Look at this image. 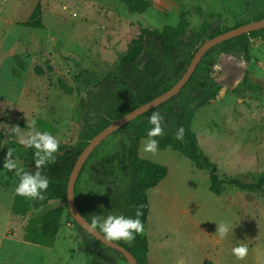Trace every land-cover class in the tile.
Wrapping results in <instances>:
<instances>
[{"label": "rangeland", "instance_id": "obj_1", "mask_svg": "<svg viewBox=\"0 0 264 264\" xmlns=\"http://www.w3.org/2000/svg\"><path fill=\"white\" fill-rule=\"evenodd\" d=\"M146 1L144 13L129 14L119 0H0V97L14 105L4 125V144L19 143V135L35 121L37 130L50 132L60 143L81 146V133L94 126L90 117L119 89L120 59L143 32L171 27L180 39H189L203 22L212 30L232 29L264 10V0ZM37 5L43 30L23 25ZM248 50L247 61L240 55L219 56L208 78L221 90L208 104L193 105L190 128L220 180L250 184L264 173V41L250 38ZM60 82L72 94H65ZM114 133L92 153L76 189L78 203L101 218L118 215L109 201L103 202L107 191L124 194L128 187L116 160L105 174L98 167L102 159L123 153L126 137ZM146 140L139 143V157L167 168L166 177L147 191V264H264V195L226 185L217 196L209 190L210 170L197 169L170 148L146 153ZM13 158L22 168L23 161ZM4 160L0 158V264H88L91 255L64 200L24 217L11 214L18 176L3 168ZM54 209H60V219L53 242L41 246L27 241L28 221ZM221 222L233 229L224 239L216 232ZM241 242L248 247L243 260L231 251ZM99 250L105 264H126L112 251Z\"/></svg>", "mask_w": 264, "mask_h": 264}, {"label": "trees", "instance_id": "obj_2", "mask_svg": "<svg viewBox=\"0 0 264 264\" xmlns=\"http://www.w3.org/2000/svg\"><path fill=\"white\" fill-rule=\"evenodd\" d=\"M119 1L127 8L129 14H142L149 7V3L146 0ZM246 4H248V1H246ZM40 16V6L37 5L34 7L29 20L23 25L36 30L45 29ZM262 18H264V10L259 15L251 18L248 23ZM244 24L246 23L236 24L234 28ZM228 30L230 29L212 30L208 22H203L200 31L192 33L189 39H180L177 31L171 27H166L162 31L146 30L137 39H134L128 46L127 53L122 56L118 64L116 80L119 89L116 90L115 96L109 102L103 104L90 117L94 126L86 128L81 133V146L72 147L60 143L59 150L55 154V163H49L40 169L42 175L49 179L48 189L43 193L45 199L42 201L28 199L14 192L10 209L11 214L24 217L28 213H33L56 200H64L65 207H67L66 187L68 177L79 153L87 143L110 123L170 89L184 73L198 47L206 41L205 35L207 33V39H211ZM250 38H260L264 41V28L226 40L210 48L202 57L185 87L176 96L151 111L138 116L114 133H121L126 137V142L122 144L123 153L121 157L113 155L102 159L98 163L99 169L105 174L108 167L116 160L119 170L128 181V187L124 194L120 192L111 194L110 191H107L103 202L109 201L114 206L113 208L116 209L118 215L132 218H135L137 206H144L142 209L143 215L140 217L144 225L143 233L134 234L135 239L131 241L129 247L123 245L121 241H113L127 249L138 264H147V238L145 235L149 210L147 191L156 187L167 175L166 167L144 160L138 155L140 141L148 139L147 132L152 127L149 124V117L153 112H159L163 117L162 128L164 135L155 137L159 142L158 150L173 149L192 161L197 169L210 170L209 190L213 194L218 196L226 190V185H233L247 192L256 191L264 195V173L254 183L250 184L241 183L237 180L230 182L220 180L215 174V165L199 149L197 137L190 128L193 118V105L203 106L208 104L217 97L221 90V86L218 83L208 78V74L215 67L219 56L222 54L240 55L247 61L249 59L248 45ZM18 64L24 69V65L20 61H18ZM14 73L18 75L15 71ZM59 85L65 94H72L73 90L70 87L62 82ZM13 108L12 102L0 97V158L5 157L8 149H13V155H17L23 161L22 168L25 171L34 173L37 171L34 149L23 147L12 140L4 144V125L9 119ZM181 126L184 128V137L183 140H177L176 133ZM92 153L78 175L74 193L76 206L89 223H91L92 215L89 213L87 205L78 203L76 189L80 176ZM18 183L19 177L17 185ZM97 183L104 185L102 179H97ZM68 215H70L69 212ZM59 219L60 209L48 211L39 220L30 219L25 227L26 240L36 245H50L57 233ZM75 225L81 235H83L85 246L91 255L88 264H105V257L99 250V246L112 251L126 263L119 252L102 245L76 223ZM97 230L99 231V229ZM204 264H209V262L205 261Z\"/></svg>", "mask_w": 264, "mask_h": 264}, {"label": "clouds", "instance_id": "obj_3", "mask_svg": "<svg viewBox=\"0 0 264 264\" xmlns=\"http://www.w3.org/2000/svg\"><path fill=\"white\" fill-rule=\"evenodd\" d=\"M162 121L163 117L159 112H153L149 117V124L152 127L147 132L148 139L144 143V152L154 154L158 150L159 142L155 137L164 135ZM11 130L14 133H20L19 127H12ZM183 137L184 128L181 126L177 130L176 139L183 140ZM19 143L35 150L34 158L37 171L32 173L18 167L17 161L13 158V149L7 150L3 168L8 171L15 170L16 175L19 177V183L15 189L17 195L42 201L45 199L43 193L48 189L49 179L42 175L40 169L49 163H55V154L59 150L60 140L48 131L37 130L35 121H33L30 130L26 134L19 135ZM143 207V205L137 206L135 218L123 215H108L101 218L93 215L88 228L106 242L125 241L130 243L135 239L134 234L139 235L144 231V225L140 220L143 215ZM97 229H99V233L103 234L102 236L96 232ZM230 231H233V229L228 223L221 222L217 225L216 232H218L221 239H224ZM231 251L237 259L243 260L248 254V247L241 242L233 247Z\"/></svg>", "mask_w": 264, "mask_h": 264}, {"label": "water", "instance_id": "obj_4", "mask_svg": "<svg viewBox=\"0 0 264 264\" xmlns=\"http://www.w3.org/2000/svg\"><path fill=\"white\" fill-rule=\"evenodd\" d=\"M262 28H264V18L254 22L246 23L236 28H232L202 43L194 53L184 73L170 89H168L167 91L157 96L156 98L152 99L151 101L133 109L126 115L122 116L121 118L107 125L104 129H102L99 133H97L79 153L67 181L66 204H67L68 212L71 218L73 219V221L81 229L86 231L89 236L99 241L102 245L119 252L124 257L127 264H138V263L134 258V256L122 245H119L115 242H106L98 235L92 233L88 228V225L90 223L82 216V214L79 212L76 206L75 197H74L75 183L87 158L101 142H103L107 137L112 135L118 129H120L130 121L134 120L138 116L143 115L148 111H151L152 109L160 106L161 104L167 102L168 100L176 96L185 87L189 78L192 76L197 65L201 61L202 57L208 52L210 48L226 40L235 38L243 34H248L250 32L257 31ZM96 232L99 233L98 230H96ZM99 235L102 236L101 233H99Z\"/></svg>", "mask_w": 264, "mask_h": 264}, {"label": "crops", "instance_id": "obj_5", "mask_svg": "<svg viewBox=\"0 0 264 264\" xmlns=\"http://www.w3.org/2000/svg\"><path fill=\"white\" fill-rule=\"evenodd\" d=\"M149 211V210H148ZM147 216H148V214H147ZM147 238V237H146ZM147 255H148V241H147Z\"/></svg>", "mask_w": 264, "mask_h": 264}]
</instances>
